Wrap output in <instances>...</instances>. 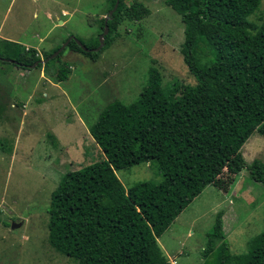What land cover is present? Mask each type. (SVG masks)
Instances as JSON below:
<instances>
[{"label":"trees","instance_id":"1","mask_svg":"<svg viewBox=\"0 0 264 264\" xmlns=\"http://www.w3.org/2000/svg\"><path fill=\"white\" fill-rule=\"evenodd\" d=\"M114 1L108 0L109 10ZM123 1L118 0L106 22L99 51L84 52L73 41L66 49L95 62L112 41ZM162 1L179 16V53L195 83L163 89L159 72L150 68L133 101H110L87 125L103 158L64 173L45 210L46 242L72 264H169L157 239L222 170L234 176L246 168L249 178L264 188V164L256 159L245 164L240 155L252 133L264 138V14L256 17L257 23L249 20L262 0ZM127 13L140 21L148 10L135 2ZM78 41L88 50L98 45L97 38L89 44ZM59 55L35 66L55 83L69 74ZM0 59L22 70L39 60L35 50L4 41ZM143 163L156 165L160 181L124 190L115 172ZM200 255L202 264L232 259L221 211L213 217ZM236 260L264 264V231Z\"/></svg>","mask_w":264,"mask_h":264},{"label":"rangeland","instance_id":"2","mask_svg":"<svg viewBox=\"0 0 264 264\" xmlns=\"http://www.w3.org/2000/svg\"><path fill=\"white\" fill-rule=\"evenodd\" d=\"M135 2L148 10L140 21L127 13ZM109 5L108 0H0V38L34 48L41 57L70 36L89 44L102 33L100 20ZM263 14L264 0L249 20L257 23ZM111 39L95 62L66 49L67 44L58 58L69 69L62 83L39 76L41 69L19 71L0 61V84H5L0 87V264H72L48 246L45 210L64 173L103 158L77 117L85 127L110 101H133L150 68L159 72L163 89L195 83L179 53V16L162 0H124ZM199 47L206 51L203 42ZM22 105L26 109L20 111ZM240 155L245 164L254 159L264 164V138L252 133ZM115 176L124 190L161 179L154 163ZM218 211L229 264H236L264 231V188L249 178L246 168L234 176L222 170L157 239L169 264H202L205 234ZM12 223L19 226L10 230Z\"/></svg>","mask_w":264,"mask_h":264},{"label":"water","instance_id":"3","mask_svg":"<svg viewBox=\"0 0 264 264\" xmlns=\"http://www.w3.org/2000/svg\"><path fill=\"white\" fill-rule=\"evenodd\" d=\"M118 4V0L114 1L113 7L107 12L106 17L103 18V30L102 33L98 36L97 41H98V46L95 49H91V50H87L85 48H83L80 44L79 41L75 40L73 37H68L65 42L55 51L53 52L50 56H48L47 58H45L43 61H40L39 63L44 64L45 62L55 58L63 49L64 47L69 43L70 40H73L74 43L76 44V46H78L82 51L84 52H97L99 51V49L103 46V37L107 34L108 32V28L106 25L107 20L110 18V16L112 15V13L114 12V10L116 9ZM37 65V62L34 63L33 65L30 66V68H33ZM19 226V224H15L12 223L10 225V230H14L15 228H17Z\"/></svg>","mask_w":264,"mask_h":264},{"label":"clouds","instance_id":"4","mask_svg":"<svg viewBox=\"0 0 264 264\" xmlns=\"http://www.w3.org/2000/svg\"><path fill=\"white\" fill-rule=\"evenodd\" d=\"M103 28V27H102ZM70 37H72V36H70ZM74 38V37H73ZM75 39V38H74ZM66 40V39H65ZM76 40V39H75ZM70 41H73V40H70ZM69 41V42H70ZM78 41V40H77ZM8 43H13V44H17V45H19V47L20 48H22L23 50H27V49H33L34 50V48H27V47H24L23 45H20L19 43H16V42H12V41H7ZM74 42V41H73ZM98 46V45H97ZM95 49V48H94ZM88 50V49H87ZM91 50V49H90ZM35 52H36V50H35ZM55 52V51H54ZM91 52V51H90ZM52 54V53H51ZM50 54V55H51ZM78 54V53H77ZM49 55V56H50ZM36 56L38 57V61H37V64H40V65H43V64H41V63H39L40 61H43L44 59L41 57V56H39V55H37V52H36ZM58 56V55H57ZM56 56V57H57ZM54 59V58H53ZM52 60V59H51ZM0 61L1 62H4V63H9L10 65H12L13 64V62L12 61H8V60H3V59H0ZM36 63V62H35ZM46 63V62H45ZM33 68H35V67H33ZM22 70V69H21ZM29 70H32V68H30L29 67ZM42 75H43V73H42Z\"/></svg>","mask_w":264,"mask_h":264},{"label":"crops","instance_id":"5","mask_svg":"<svg viewBox=\"0 0 264 264\" xmlns=\"http://www.w3.org/2000/svg\"><path fill=\"white\" fill-rule=\"evenodd\" d=\"M62 15H66V13L65 12H63L62 13ZM63 22H59V24L58 25H60V24H62ZM3 39H6V40H10L9 38H5V37H3ZM2 38H0V43H1V40H3ZM10 41H12V40H10ZM20 45H22V44H20ZM24 47H27L26 45H23ZM1 47H3V45L1 46ZM19 71L21 70V69H19V68H17ZM42 73H40L39 74V76H41V77H43L42 75H41ZM45 77V76H44ZM47 78V77H46ZM43 79V78H42ZM47 81V80H46ZM47 83V82H46ZM4 83L3 84H0V87L2 88V89H4ZM21 110L20 111H23V110H25L26 109V106H21ZM78 118V121H79V126L81 127H83L84 128V130H85V132H87V125H85V127H84V125L83 124H85L84 122H83V124L80 122V120H79V117H77ZM241 149V148H240Z\"/></svg>","mask_w":264,"mask_h":264}]
</instances>
